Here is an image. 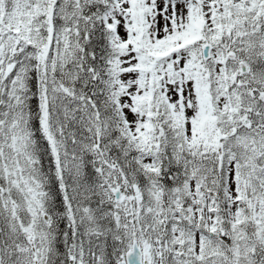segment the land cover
Listing matches in <instances>:
<instances>
[{"label":"snow or ice","instance_id":"snow-or-ice-1","mask_svg":"<svg viewBox=\"0 0 264 264\" xmlns=\"http://www.w3.org/2000/svg\"><path fill=\"white\" fill-rule=\"evenodd\" d=\"M0 264H264V0H0Z\"/></svg>","mask_w":264,"mask_h":264}]
</instances>
